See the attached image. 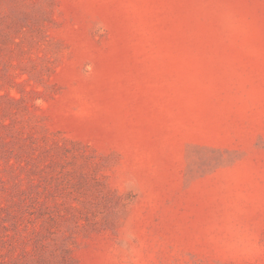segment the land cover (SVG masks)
Returning <instances> with one entry per match:
<instances>
[{"label": "rangeland", "instance_id": "rangeland-1", "mask_svg": "<svg viewBox=\"0 0 264 264\" xmlns=\"http://www.w3.org/2000/svg\"><path fill=\"white\" fill-rule=\"evenodd\" d=\"M0 264H264V0H0Z\"/></svg>", "mask_w": 264, "mask_h": 264}]
</instances>
